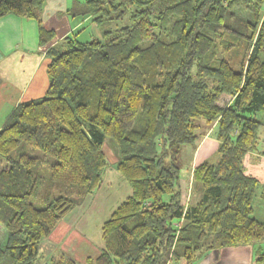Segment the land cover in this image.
Wrapping results in <instances>:
<instances>
[{
    "label": "trees",
    "instance_id": "obj_1",
    "mask_svg": "<svg viewBox=\"0 0 264 264\" xmlns=\"http://www.w3.org/2000/svg\"><path fill=\"white\" fill-rule=\"evenodd\" d=\"M43 2L0 0V17L36 20L44 46L54 32L40 24ZM66 12L100 37L80 41L79 28L48 47L45 94L0 128V264H35L60 221L92 215L101 244L88 264H195L244 245L264 264V221L252 217L264 187L243 167L264 135V0H85ZM207 131L217 158L193 167L198 197L184 206L178 156ZM106 138L130 191L106 215L95 205L84 216L107 169ZM47 264L77 262L60 253Z\"/></svg>",
    "mask_w": 264,
    "mask_h": 264
},
{
    "label": "crops",
    "instance_id": "obj_2",
    "mask_svg": "<svg viewBox=\"0 0 264 264\" xmlns=\"http://www.w3.org/2000/svg\"><path fill=\"white\" fill-rule=\"evenodd\" d=\"M75 1L85 0H44L40 24L46 30L54 32L53 38L44 46L39 45L38 22L36 20L13 14L0 17V128L18 104L40 98L45 94L48 85L46 65L49 61L45 53L46 49L59 43L62 38L89 22L88 17H72L66 12ZM95 35L94 37H100V32L99 36L98 32ZM207 140L208 135L206 134L197 142L193 148L194 155L205 156L207 148L204 146ZM210 140L212 144L217 145L214 138H210ZM245 156L249 170L258 163V159L264 160L261 148ZM115 160H117L116 156H114L113 165L107 167L104 173L102 186L94 194V197L100 201L103 215L109 213L110 208L123 200L130 191L127 183L114 170ZM246 173L254 176V172ZM188 184L189 180L186 181V186ZM107 191L113 195L106 200ZM76 218L74 220L71 216L65 219L67 221H60V223L66 222L63 223V228L68 227L69 229L62 239H67L71 234L75 237L79 247H82L83 243L89 242L87 229H85V224H82L83 222L76 228ZM261 221H264V217ZM97 246L100 247V244ZM84 247L87 246L84 245ZM252 260V247L234 246L210 250L195 264H253Z\"/></svg>",
    "mask_w": 264,
    "mask_h": 264
},
{
    "label": "rangeland",
    "instance_id": "obj_3",
    "mask_svg": "<svg viewBox=\"0 0 264 264\" xmlns=\"http://www.w3.org/2000/svg\"><path fill=\"white\" fill-rule=\"evenodd\" d=\"M107 25L113 27L116 25V22L107 23ZM99 36V29L95 24H91L90 22H86L82 29L79 31L77 38L80 41H86L90 39L93 36H96L97 34ZM256 117L264 122V111H260L256 113ZM259 141H258V148L263 147L264 145V135L261 134L262 128L259 130ZM206 134L208 135V140L205 143L204 148L206 149L205 156H201L200 154L198 156L193 154V148H195L194 145H185L182 147L179 156H178V164H179V175H180V183H181V192H182V202L183 205L186 206L190 204V202L197 200L198 194H194L191 192V170H193V167L202 160L213 162L217 158L216 153V146L215 143L212 144L210 138H214L212 132L207 131ZM206 134L204 136H206ZM210 141V142H208ZM262 149V148H261ZM103 150L107 159V167H111L114 163V156H118V152L115 146L114 141L111 138H106L103 145ZM259 154V153H257ZM193 155V156H192ZM116 161V160H115ZM195 162V163H193ZM257 164H254L252 169L249 170L246 156L243 158V167L245 172H254V176L258 179V187L262 188V185H264V160L262 158L258 159ZM193 163V165H192ZM188 178L189 184L187 187H184V181H186ZM102 186V185H101ZM100 186V187H101ZM99 187V188H100ZM128 187V186H127ZM124 192V190H123ZM113 194L109 191L106 193V200L109 199ZM88 196L85 199V208H82L80 211H85L84 216L89 213V211H92V209L95 207H98L101 205L99 204L100 201L96 197ZM102 198V197H101ZM253 205V214L252 217L257 218L258 220L262 219L264 217V201L259 197V190L256 191L255 196L253 197L252 201ZM81 206V205H80ZM78 211V210H76ZM98 211V209H96ZM97 216V215H96ZM96 216H88L87 220H84L83 218H78L76 220V228L80 226L79 220L81 222H85V229H87V236L88 241L83 243L82 247H79L78 242L75 241V237L71 234L66 239H62L64 235L68 232V227L63 228V223L66 222H59L57 226L54 228L52 233L47 236L46 238L42 239L39 250H38V256L36 258L35 264H47L51 257L59 256L60 253H65L71 257H73L77 264H88L86 259L90 256L91 261H94L96 256L100 252V247L97 246V244H101L100 239L98 238V229H96L95 225V218ZM68 218V217H67ZM66 218V219H67ZM76 218V217H75ZM74 218V220H75ZM67 221V220H62ZM181 222V221H180ZM180 222L178 225H180ZM68 223V222H67ZM74 232V231H73ZM76 233V232H75ZM5 240V230L0 225V243H3ZM260 247H262V250H264V239L261 240L259 243ZM86 245L87 247H84ZM249 246L250 245H244ZM88 256V257H87ZM254 257V256H253ZM254 264V260H252ZM184 260L178 261L177 264H184Z\"/></svg>",
    "mask_w": 264,
    "mask_h": 264
}]
</instances>
